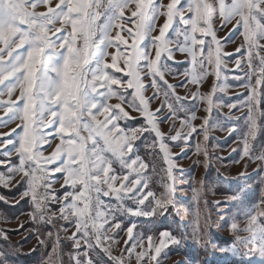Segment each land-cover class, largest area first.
Here are the masks:
<instances>
[{"label": "snow or ice", "instance_id": "1", "mask_svg": "<svg viewBox=\"0 0 264 264\" xmlns=\"http://www.w3.org/2000/svg\"><path fill=\"white\" fill-rule=\"evenodd\" d=\"M40 7L46 11H37ZM185 12L190 13L187 19ZM126 13L130 15L126 17ZM162 16L165 21L158 27ZM233 22L229 37L222 41L217 32ZM216 23L219 28L214 27ZM170 30L175 39L168 36ZM240 37L239 57L224 51ZM113 48L116 52L110 53ZM177 52L190 58V68L180 71L173 67L179 63ZM228 56L243 73L242 79L235 77L241 80L238 87L248 90L243 103L216 95L230 87ZM118 60H123L124 68ZM109 69L123 72L127 79ZM210 74L217 83L210 92L201 94L199 86ZM168 75L184 76L185 80L173 85L166 79ZM189 85L196 90L178 95V87ZM149 89L155 90L151 97L145 95ZM161 97L160 107L153 111L151 103ZM114 99L117 102L111 103ZM201 102L207 105V115L198 131L193 121ZM222 108L229 109L225 121L233 119L231 110L247 109L241 158L260 162L256 170L260 196L249 205L252 175L246 171L232 179L237 181L235 187L214 204L217 217L235 239L216 245L201 235L198 207L190 232L187 226L182 230L180 224L164 228L160 218L171 215L170 208L182 215L181 193L186 190L181 185L192 179L191 175L184 179L169 141L180 142L181 152L193 134L207 141L210 130L218 126L209 123L213 112ZM127 109L139 112L143 123L122 127L120 122L136 118ZM0 111L7 116L0 119V127L19 121V131L13 130L15 137L0 140V155L4 157L0 166L6 169L0 185L10 189L20 176L24 189L15 199L30 203L33 211L28 215L34 222L55 227L58 213L60 221L74 227L67 237L71 249L68 264H102L96 249L113 264H162L167 258L161 257L162 250L190 239L197 251L187 264H264V143L255 147L252 143L264 133V122H258L264 117V0H190L186 5L181 0L167 4L163 0H59L55 6L52 0H0ZM176 120L180 130L166 137L160 125ZM223 130L231 133L236 129L228 125ZM141 137L152 150L150 155L162 161L159 168L156 159L146 162L140 155L135 142ZM57 138L60 144L45 156L44 146H51ZM199 151L197 140L195 152ZM13 155H18V164L12 163ZM50 173L62 174L66 188L60 196L48 191L56 182L50 180ZM154 176L163 188L159 193L152 187ZM190 190L198 205L199 191L191 186ZM102 196L113 197L116 204L105 203ZM0 202L11 204L3 195ZM51 203L59 208L53 211ZM117 213L124 219L117 220ZM241 222L244 227H240ZM207 227L205 223L204 229ZM62 231L68 233L69 228ZM46 235L51 238L53 232ZM34 238L45 251L40 264H63L59 233L51 253L47 252L46 239ZM0 239L6 242L0 247V264H16L14 257L31 254L12 245L5 230L0 229ZM120 239H124L123 251L115 256L112 247Z\"/></svg>", "mask_w": 264, "mask_h": 264}, {"label": "rangeland", "instance_id": "2", "mask_svg": "<svg viewBox=\"0 0 264 264\" xmlns=\"http://www.w3.org/2000/svg\"><path fill=\"white\" fill-rule=\"evenodd\" d=\"M59 0H52V6H55ZM164 4H167L169 0H163ZM190 0H181L182 4L189 3ZM37 11H46L45 8L40 7ZM130 15V13H126V17ZM190 13L185 12V19L188 18ZM165 21V17H161L158 21L159 25H162ZM229 25L228 29L224 31H218L217 36L222 41L229 37V32L232 31L234 26ZM219 23L214 24L215 28H219ZM131 27V25H128ZM177 27V23L174 22L173 28ZM180 28H183V25H179ZM124 34V33H122ZM158 34V30L154 35ZM115 35V33H114ZM168 36L172 39H175L174 31L170 30ZM242 37L236 39L235 43H228L226 48L224 49L227 53H232L236 57L240 56V53L236 51L237 48L240 47L242 42ZM131 43V41H129ZM147 42V41H146ZM175 48V45H173ZM110 53H115L116 49H109ZM154 51V50H153ZM189 57L186 54H182L177 52L175 55V60L178 61V64H174L173 67L183 71L186 68H190L191 65L188 63ZM226 60L229 61L228 69L230 71L227 72V84L228 87L226 92H218L216 95L223 97L225 100L231 99L233 102L243 103L248 95V90L242 87H238L241 80L235 79L237 75L243 78V73L240 72L239 69L235 67V64L231 63V56L225 57ZM111 57H109V63H111ZM171 63V62H169ZM118 65L121 68H124L123 60H118ZM109 72L120 77L122 79H127L124 76L123 72H116L115 69H109ZM211 72V69H210ZM166 79L169 83L173 85H179L181 81L185 80L184 76H179L177 78H173L172 75L166 76ZM145 84L148 85L150 83L149 78L146 76L144 78ZM217 83L215 77L213 75H209L204 83L199 86V91L201 94H207L211 91L212 86ZM163 86V85H162ZM117 87V86H114ZM196 87L193 85H189L188 87H178L177 93L180 96H185L189 92L195 91ZM132 90H129L131 92ZM154 89H149L145 92L147 97H151ZM17 94H14L12 99L16 98ZM7 100V97H4ZM161 100H155L151 103V109L154 111L156 108L160 107ZM215 100V97H214ZM117 101L114 99L111 103H116ZM206 103L201 102L200 109L196 113L197 119L193 121L194 125L200 130V125L202 124L203 118L207 115L206 113ZM135 119L122 121L121 126L126 128H134L143 123V117L140 116L139 112H132L131 109H127ZM235 113L233 119L231 121H225L229 109L222 108L214 110L213 119H210V125H218L212 128L209 132V139L204 141L203 136L199 135L197 137L196 134H193V139L188 141V146L185 148L184 152L180 151V147L178 146L180 142L178 141H169L170 147H172V151L175 156V159L179 161L180 168L184 170V179L188 180V176L191 175L192 179L181 187L186 191L181 193L182 204L180 206V211L182 215L178 216L175 214L173 209H169L171 215H167V218L161 217L160 220L162 222V227H175L177 224H180V228L183 230L185 226H187L188 231L190 232L192 229V223L194 221L193 212L198 207L200 213V225H201V235L204 239L208 240L210 244H226L230 243L235 239L231 230L223 226V221H220L216 215V206L214 201L223 200L224 192L231 190L237 184V181L232 180L239 176L241 172H247L249 175H252V179L250 183L253 187V192L249 197V205L253 203L260 196V179L256 175V170L260 164L259 161L252 162L247 157L241 158V139L243 133L246 131L247 122L245 117L247 116V109L244 111H236L235 109L231 110ZM10 115V114H9ZM159 115V114H158ZM183 116V113L180 114ZM0 119H7L3 111H0ZM103 119V117H101ZM137 121V122H136ZM135 122V124H134ZM258 122H264V117L258 119ZM19 121L10 123L7 127H0V140L11 139L15 137V131H19L17 125ZM228 125H232L236 130L229 133L223 130V127ZM161 130L165 133V136L175 135V130H180L179 120L169 121L167 123H162L160 125ZM170 129H174L170 131ZM10 134V135H9ZM148 134L145 133V136ZM154 138V134H153ZM197 140L200 143V151L195 152ZM136 145L139 146V153L142 158L145 159L146 162L156 159L157 167L159 168L162 165V161L159 160L158 157H153L150 155L152 152L151 149H147L144 144V137L137 140ZM253 147L256 145H260L264 143V133H261L257 137V141L252 142ZM60 144L59 139H55L52 141L51 146L45 145V156H50L53 151H55L56 146ZM10 147V145L8 146ZM158 151V149H157ZM207 153V154H205ZM0 159H4L2 155H0ZM13 164H18L19 157L18 155H13L11 158ZM49 167H55V165H49ZM118 168V166H116ZM6 175V169L3 166H0V176ZM50 180L56 181L52 184L51 188L48 191L54 195L60 196L64 193L66 186H64L63 177L61 173H50ZM153 185L152 187L156 192L163 191L162 186L159 181L158 176L153 177ZM191 187H195L199 191V203L197 205L194 199V193L190 190ZM24 189V184L20 176L15 177L12 181V186L10 189L3 187L0 185V195L6 196L11 201V204H4L0 202V229L5 230L8 234L9 241L12 245L22 246L21 251L23 253H31L30 255L14 257L16 260V264H40V260L42 256H45V251L39 247V241L34 237L36 235L41 236L42 239H46L49 247L47 248V252L51 253V244L55 240L56 233L61 235V248L63 250V264H68V256L67 253L70 251V241L67 240V237L71 235L72 232L75 231L74 227H72L67 221H60L58 219L59 214L57 213V219L55 221V227L52 224H48L46 222L36 223L32 220L31 216L28 213L33 211L30 203L26 199H20L16 202L18 194ZM105 201V203H111L113 206L116 204V201L113 197H101ZM49 208L53 211H56L59 208L58 204L51 203L49 204ZM124 219L119 213H117V220ZM144 221H141V224H144ZM207 223L208 227L205 230L204 224ZM123 226V225H122ZM244 223H240V227H244ZM69 228L68 233H63L62 228ZM53 232V237L48 238L46 233ZM120 230H116V232L112 233L113 236H116ZM206 233V234H205ZM243 236H247V233H243ZM126 239V237H124ZM124 239H120L118 245H113L112 253L115 256L121 255L124 247ZM109 243H112L109 241ZM6 242L0 239V247H5ZM33 249H36L33 251ZM137 251H141L138 249ZM197 246L195 242L191 239L181 245H169L168 248L162 250L161 257L167 256L166 259L162 260V264H187L189 257H194L196 255ZM200 252L203 249H199ZM96 252H99V259H101L102 264H113V262L108 258L107 255L103 254L99 249H96ZM57 259V257H54ZM258 259V257H257ZM135 264V261H133Z\"/></svg>", "mask_w": 264, "mask_h": 264}, {"label": "trees", "instance_id": "3", "mask_svg": "<svg viewBox=\"0 0 264 264\" xmlns=\"http://www.w3.org/2000/svg\"><path fill=\"white\" fill-rule=\"evenodd\" d=\"M137 122V121H136ZM134 124H135V122H134Z\"/></svg>", "mask_w": 264, "mask_h": 264}]
</instances>
